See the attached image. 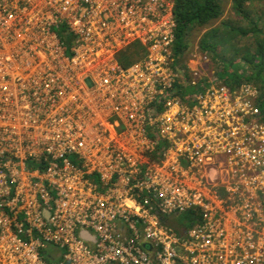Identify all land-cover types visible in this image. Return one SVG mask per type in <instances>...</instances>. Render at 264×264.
<instances>
[{
	"label": "built area",
	"instance_id": "built-area-1",
	"mask_svg": "<svg viewBox=\"0 0 264 264\" xmlns=\"http://www.w3.org/2000/svg\"><path fill=\"white\" fill-rule=\"evenodd\" d=\"M174 1L0 0V264H264V213L251 206L255 189L264 198L258 90L213 86L180 106L169 64ZM110 28L120 43L142 34L147 61H112ZM115 113L153 150L147 129L201 168L214 164L217 184L245 210L237 224L172 179L97 156ZM189 209L200 222L172 227Z\"/></svg>",
	"mask_w": 264,
	"mask_h": 264
},
{
	"label": "rangeland",
	"instance_id": "rangeland-1",
	"mask_svg": "<svg viewBox=\"0 0 264 264\" xmlns=\"http://www.w3.org/2000/svg\"><path fill=\"white\" fill-rule=\"evenodd\" d=\"M148 1V0H144ZM221 4L223 7V13L219 20L211 23L205 29H196L194 28L189 32V45L187 50L177 58L173 56L172 46H170L171 58L169 60L170 67L172 68V77L173 81L171 82L173 91L174 84L177 85L188 83L192 86H196L199 88L193 95L188 97L187 99L180 100V106H187L188 109L193 107V103L195 102V96L201 93H205L210 87L216 86H224L223 82L219 80L218 71L221 67V64L218 60L212 61L211 56L209 54H203L198 49V42L201 37L204 35L212 27H216L220 25V21H230L234 22L237 19V15L232 8L233 0H221ZM259 7L264 11V4H259ZM239 19V17H238ZM241 21V19H240ZM264 23V12H263V21ZM243 26H246L247 22L240 23ZM142 34H140V38L133 36L129 38V41L125 43H120L123 38L122 35L114 32V29H109V34L107 37L108 41H105L104 50L105 53L111 58L112 61H116L118 65L125 69L130 67L133 64L142 62L145 63L147 61L148 50L147 44H144L141 41ZM241 44L252 46L251 39H245ZM132 50L131 56L127 57V61L125 63L119 61L118 56L128 49ZM226 56H230L231 53L228 50H224ZM223 53V55H224ZM113 58V59H112ZM255 86V85H254ZM258 95L256 96L255 104L258 106L260 99V90L257 86ZM233 92H237L238 89L232 90ZM160 113L165 112V108L160 105V109L158 110ZM181 109L173 110L172 116L175 117ZM134 117V115H133ZM264 114H261V122L263 121ZM178 123L176 128L178 129V136H183L182 127H181V118L178 117ZM130 119L127 117H123L121 114L115 113L114 115H109L106 121H104L103 128L101 131L103 132V138L101 140H96L98 144V149L101 151H93L97 156H101L102 159L105 157H111L114 159V162L118 163L120 169L122 171H134L137 168L141 169L143 167L145 172L147 169L153 170L157 175L161 174L163 177L172 179L177 185L186 189L187 192L191 194H200L204 199L202 201L203 204L209 206L210 208H217L226 219L227 222L231 224H237V221H234L233 218L237 217L239 213H244L245 210H238L239 203L232 202L230 198L232 194H228L225 192L224 184H217L215 180L216 171L213 168L214 164L204 166L205 169L201 168L202 165H197L192 161L188 160L185 157V152L178 150L176 144H165L167 147H172V151H168L169 148L164 153L165 155L160 160H150L149 153L154 152L152 146V139H140L134 140L130 137V130L134 127L133 124H130ZM150 136L156 134L154 130L147 129ZM174 138V137H173ZM172 138V139H173ZM165 149V148H164ZM153 150V151H152ZM97 163H101L103 168H107L104 162L100 161L98 157H96ZM214 163V159H212ZM220 161H216V164H219ZM88 167L92 168V163L88 164ZM179 186H173V188L179 189ZM100 186L97 185V190H100ZM221 190V191H220ZM223 201V202H221ZM253 213H257L259 211L264 213V198L260 190H254L253 192ZM234 212V213H233ZM235 214V216H234ZM177 228V223L174 219H172V223Z\"/></svg>",
	"mask_w": 264,
	"mask_h": 264
},
{
	"label": "trees",
	"instance_id": "trees-1",
	"mask_svg": "<svg viewBox=\"0 0 264 264\" xmlns=\"http://www.w3.org/2000/svg\"><path fill=\"white\" fill-rule=\"evenodd\" d=\"M261 3L264 4V0H233L232 8L237 15L236 21H220L219 26L209 29L199 40L198 49L205 55L209 54L212 61L218 60L221 67L217 77L229 90L238 89L244 84H253L259 88L258 108L263 115L264 23L262 21L264 11L259 7ZM222 13L221 0H175L173 5L175 22L173 56L177 58L187 50L188 35L191 30L194 28L205 29L211 23L219 20ZM242 22L248 24L243 26L240 24ZM58 36L63 45L66 47L70 45L71 35L66 34L63 27L59 29ZM248 38L251 39L252 46L241 44ZM224 50H228L231 55L226 56ZM131 53L132 50L129 48L120 54L118 56L120 63H125L124 61H127V57L131 56ZM173 87L174 95L183 100L199 90L198 87L187 82L180 85L175 83ZM151 137H154L157 147L154 152L149 154L148 158L158 161L166 147V142L162 141L156 134ZM174 220L178 227L187 229L200 222L201 215L199 209H189L179 212L177 216H174ZM47 259L51 261L53 257L47 256Z\"/></svg>",
	"mask_w": 264,
	"mask_h": 264
},
{
	"label": "bare ground",
	"instance_id": "bare-ground-1",
	"mask_svg": "<svg viewBox=\"0 0 264 264\" xmlns=\"http://www.w3.org/2000/svg\"><path fill=\"white\" fill-rule=\"evenodd\" d=\"M221 191V190H220Z\"/></svg>",
	"mask_w": 264,
	"mask_h": 264
}]
</instances>
